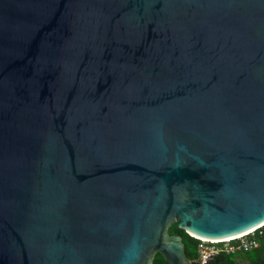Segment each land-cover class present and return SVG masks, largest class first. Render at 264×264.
Wrapping results in <instances>:
<instances>
[{"label":"water","instance_id":"1","mask_svg":"<svg viewBox=\"0 0 264 264\" xmlns=\"http://www.w3.org/2000/svg\"><path fill=\"white\" fill-rule=\"evenodd\" d=\"M174 222L264 224V0H0V264H199Z\"/></svg>","mask_w":264,"mask_h":264},{"label":"built area","instance_id":"2","mask_svg":"<svg viewBox=\"0 0 264 264\" xmlns=\"http://www.w3.org/2000/svg\"><path fill=\"white\" fill-rule=\"evenodd\" d=\"M264 225V224H263ZM238 236L222 239L198 238L197 253L199 264H204L210 258L219 254L246 252L258 248L262 226Z\"/></svg>","mask_w":264,"mask_h":264},{"label":"trees","instance_id":"3","mask_svg":"<svg viewBox=\"0 0 264 264\" xmlns=\"http://www.w3.org/2000/svg\"><path fill=\"white\" fill-rule=\"evenodd\" d=\"M262 235L259 239V246L256 249L246 251V252H238V253H245L248 256V264H264V225L262 226ZM168 232L170 234H178L181 236L182 241L185 247V254L189 260L194 263V260L198 258L197 253V243L198 238L193 237L186 233L183 229L179 228L177 223L174 222L168 227ZM238 253L233 254H219L214 257L210 264H237L235 261V255ZM152 264H169L164 259V257L160 253H156L153 257Z\"/></svg>","mask_w":264,"mask_h":264},{"label":"rangeland","instance_id":"4","mask_svg":"<svg viewBox=\"0 0 264 264\" xmlns=\"http://www.w3.org/2000/svg\"><path fill=\"white\" fill-rule=\"evenodd\" d=\"M237 264H248V256L245 253H238L235 255Z\"/></svg>","mask_w":264,"mask_h":264},{"label":"bare ground","instance_id":"5","mask_svg":"<svg viewBox=\"0 0 264 264\" xmlns=\"http://www.w3.org/2000/svg\"><path fill=\"white\" fill-rule=\"evenodd\" d=\"M251 230H252V229H251ZM249 231H250V230H249ZM247 232H248V231H247ZM238 235H241V233H240V234H237V236H238Z\"/></svg>","mask_w":264,"mask_h":264}]
</instances>
